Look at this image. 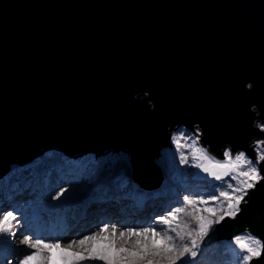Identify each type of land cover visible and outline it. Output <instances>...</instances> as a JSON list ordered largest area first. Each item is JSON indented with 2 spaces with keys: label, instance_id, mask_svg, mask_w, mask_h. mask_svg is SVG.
<instances>
[{
  "label": "water",
  "instance_id": "95a60500",
  "mask_svg": "<svg viewBox=\"0 0 264 264\" xmlns=\"http://www.w3.org/2000/svg\"><path fill=\"white\" fill-rule=\"evenodd\" d=\"M261 125L264 0H0V178L50 150L123 152L132 184L157 190L179 127L254 159ZM240 207L204 246L264 240V180Z\"/></svg>",
  "mask_w": 264,
  "mask_h": 264
},
{
  "label": "rangeland",
  "instance_id": "374dc122",
  "mask_svg": "<svg viewBox=\"0 0 264 264\" xmlns=\"http://www.w3.org/2000/svg\"><path fill=\"white\" fill-rule=\"evenodd\" d=\"M195 130L197 131H191L184 126L179 127L172 137L173 146L171 147L170 145L164 148L161 155L156 159V163L162 165V169H164L166 176L173 173L175 175L174 181H181V179L189 178L206 179L209 180L210 183L215 182L218 184V191L228 190L226 184L229 182L235 184V181H231L230 177H225L224 180H216L198 166L201 163L207 164L208 162L200 159L199 153L194 155L193 149L195 147L206 149L211 157H214L220 162H223L225 158H219L212 154L206 146L201 144L200 139H198V143H194L197 137L200 138L201 135L199 133H202L198 127H195ZM261 140L263 139L257 140L254 143ZM254 147L257 151L256 155L258 156V144H255ZM226 150H230V148ZM240 152L234 153L233 157ZM42 154L41 156H37L36 159L27 166L19 167L13 165L11 171L0 178V218H2V214H6L7 211H12L16 216V220L13 221L15 237L0 239V248L3 247L7 250V252H1L0 250V262H5V264L7 261H11V264H16L18 257L31 251L20 243L24 236L30 235L33 239H36L37 234H39V238L60 235L63 237L62 244H66L71 239H76L82 235L88 234L91 230H95L103 223H108L109 225L116 224L119 229L149 227L151 225L148 222L153 221L156 216L166 214L169 208L175 209L183 206L182 195L178 201L172 205L165 202L164 198L159 195V197L153 199V202L149 201L153 206L145 210L142 207H138L136 203H133L128 196L115 199L112 196L101 194L100 191L103 187L102 189L101 187L97 188V185L102 183L103 178L101 182L97 184L96 180L101 175L102 165L107 163V161L116 159L125 161L126 165L130 168L129 173L131 176V163L129 162V156L125 153H106L98 156L93 152H89L79 158H70L58 150H50ZM247 157L250 158L249 156ZM68 160L78 163L79 167L87 166L90 172H92V175L85 177L81 174L75 177V170L73 169L71 173V171L64 166L65 161ZM185 160H187V163L184 162ZM252 160L255 162L256 158ZM59 165H61L59 173L62 177L71 174L72 178H61L57 186L53 189V193H51L50 190L44 193H38L36 191L37 186L35 187L36 189L34 188L36 184L33 187L31 184L28 187L27 182L32 176L33 170H38L44 174L46 169ZM27 170H31L32 173L25 175ZM123 172L127 173L126 170ZM19 180L25 183L27 187L26 185H22L21 188H18L21 189L19 192L11 188L14 194L10 198H7V187H5V184L8 181L12 182V184H16ZM133 186L137 187L136 185ZM198 186L204 187V185ZM137 189L143 192L139 187H137ZM160 189L145 190L144 192H148V194L152 192L156 193ZM34 190L35 192H33ZM61 190H65L64 194L60 199H55L54 197ZM199 194L203 195L205 199L208 198V195ZM185 195L193 196L194 194L186 193ZM209 206H212V202H210ZM216 225L217 224H214L211 230L214 229ZM157 230L159 231L160 229L158 228ZM247 233L249 232H244L240 235ZM132 239L134 240L135 237ZM224 241L226 242H224L222 246L226 248V256L231 258L226 264H236V256L233 254L232 246L233 239ZM215 243L207 246L208 249L206 251L202 252L200 250V255L195 258V261L191 262V264H199L200 262H203V264H213L214 261L218 262L221 255L216 251L218 246H215ZM93 264H95V262H93Z\"/></svg>",
  "mask_w": 264,
  "mask_h": 264
},
{
  "label": "snow or ice",
  "instance_id": "6c2138e0",
  "mask_svg": "<svg viewBox=\"0 0 264 264\" xmlns=\"http://www.w3.org/2000/svg\"><path fill=\"white\" fill-rule=\"evenodd\" d=\"M260 127L264 131V125ZM198 139L194 143H198ZM257 144L259 154L255 162L244 152L233 157L232 151L226 150L225 159L220 162L206 149H193L194 155L199 153V158L208 162L198 165L204 172L216 180L230 177L236 182L227 183L228 190L209 194L207 199L198 193L185 195L182 207L169 208L166 214L149 221V227L119 229L116 224L103 223L66 244H62L60 235L39 238L37 234L36 239L24 236L20 243L31 251L18 257L16 264H191L200 255L201 245L212 226L226 217L235 218L248 191L264 180L258 167L264 161V140ZM64 191H59L54 198L60 199ZM14 220L16 216L12 211L2 214L0 238L15 237ZM232 246L236 264H253L264 257V240L250 233L234 236Z\"/></svg>",
  "mask_w": 264,
  "mask_h": 264
},
{
  "label": "trees",
  "instance_id": "16d2710c",
  "mask_svg": "<svg viewBox=\"0 0 264 264\" xmlns=\"http://www.w3.org/2000/svg\"><path fill=\"white\" fill-rule=\"evenodd\" d=\"M60 166L61 165L57 167L56 166L50 167L45 170L44 174L39 172L38 170H33V173L31 172V170L30 171L27 170L25 172V175L32 173V176L27 182L28 187L31 184L32 187L36 184L34 188L37 186L36 191L38 193H42V192L44 193L47 190H50V192L53 193V189L57 186L61 178H67V179L72 178L71 174H68L66 177H62V175L59 173ZM64 166L67 167V169L71 171V173L74 169L75 177L80 176L81 174H83L85 177L92 175V172H90L87 166L79 167L78 163H75L71 160L65 161ZM125 170L127 171V173L123 172ZM129 171L130 168L128 165H126L125 161H120L118 159L107 161V163H104L102 165L101 175L96 180V184H97L100 183L103 178L102 183L98 184L97 188L101 187L102 189L103 187V189L100 191L101 194H104L105 196L106 195L112 196L115 199L124 198L128 196L131 198V201L133 203H136L138 207H142L145 210H148L153 206L151 205V203H149V201L153 202V199L159 197V195H161L160 197L164 198L165 202H167L169 205H172L178 201L181 195L185 196L186 193L187 194L202 193L204 195L219 193L217 189L218 184H216L215 182L210 183L209 180L206 179L200 180L196 178L181 179V181H174L175 175L173 173H170L169 176H167L166 178L164 186L160 190H158L156 193L152 192L148 194V192H144V191L141 192V190H138L137 187L133 186ZM22 185H26V184L20 182V180L17 181L16 184H12V182L8 181L5 184V187H7L6 197L10 198L14 194V192L11 191V188H13L16 192H19L21 191V189L18 188H21ZM198 185H204V187L202 188L199 187ZM33 192H35V190ZM212 230H210V232ZM224 242L226 241H219L215 243V246H218L216 251H218L221 256L218 259V262L214 261L213 264H226L227 262L230 261L231 258L226 256V248L222 246ZM207 249L208 248L206 246H204L203 244L201 245L202 252L206 251ZM0 250L1 252H5V251L7 252L6 248L3 247L0 248ZM1 252H0V256H1ZM199 264H203V262H200Z\"/></svg>",
  "mask_w": 264,
  "mask_h": 264
},
{
  "label": "bare ground",
  "instance_id": "6f19581e",
  "mask_svg": "<svg viewBox=\"0 0 264 264\" xmlns=\"http://www.w3.org/2000/svg\"><path fill=\"white\" fill-rule=\"evenodd\" d=\"M120 154H121V152H119ZM122 154H123V152H122ZM43 155V154H42ZM39 156H41V155H39ZM10 169H12V168H10Z\"/></svg>",
  "mask_w": 264,
  "mask_h": 264
}]
</instances>
